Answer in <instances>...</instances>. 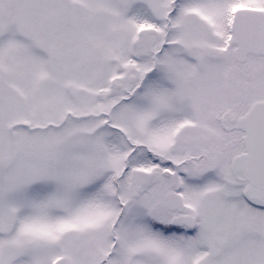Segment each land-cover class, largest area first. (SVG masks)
Instances as JSON below:
<instances>
[{
  "label": "snow or ice",
  "instance_id": "1",
  "mask_svg": "<svg viewBox=\"0 0 264 264\" xmlns=\"http://www.w3.org/2000/svg\"><path fill=\"white\" fill-rule=\"evenodd\" d=\"M0 264H264V0H0Z\"/></svg>",
  "mask_w": 264,
  "mask_h": 264
}]
</instances>
